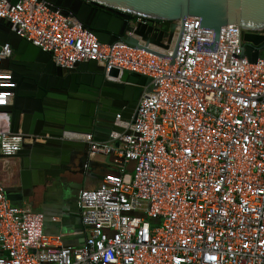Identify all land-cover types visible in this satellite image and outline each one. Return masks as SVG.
<instances>
[{
  "label": "built area",
  "instance_id": "built-area-1",
  "mask_svg": "<svg viewBox=\"0 0 264 264\" xmlns=\"http://www.w3.org/2000/svg\"><path fill=\"white\" fill-rule=\"evenodd\" d=\"M0 20L58 66L96 61L151 79L123 133L108 142L76 135L91 157L108 155L116 168L78 194L81 246L47 235L45 215L13 205L0 179V264H264V55L250 62L237 25L178 22L172 62V48L162 58L103 44L42 0H0ZM12 56L0 46V108L15 96L3 67ZM10 121L0 110L5 158L25 140Z\"/></svg>",
  "mask_w": 264,
  "mask_h": 264
},
{
  "label": "water",
  "instance_id": "water-1",
  "mask_svg": "<svg viewBox=\"0 0 264 264\" xmlns=\"http://www.w3.org/2000/svg\"><path fill=\"white\" fill-rule=\"evenodd\" d=\"M13 4L18 0H11ZM88 28L103 44L124 43L158 57L172 48L177 54L182 29L189 17L218 31L226 25L241 29L244 54L250 62L264 55V0H42ZM160 21L154 26L138 19ZM259 32V33H258ZM9 44L12 58L3 67L12 71L16 88L13 102L0 108L11 116L10 131L21 133L24 142L12 158L21 161V183L6 188L13 205L23 201L29 175H39L41 183L55 182L67 173H82L89 143L76 135H92L108 142L125 128L118 121H132L150 78L126 70L110 71L96 61L77 62L71 68L58 66L52 55L20 37L13 26L0 20V46ZM42 68L57 82L49 89L37 77L27 74L25 65ZM71 87L70 91L60 89ZM119 116V118H118ZM119 119V120H118Z\"/></svg>",
  "mask_w": 264,
  "mask_h": 264
},
{
  "label": "crops",
  "instance_id": "crops-1",
  "mask_svg": "<svg viewBox=\"0 0 264 264\" xmlns=\"http://www.w3.org/2000/svg\"><path fill=\"white\" fill-rule=\"evenodd\" d=\"M118 125L127 127V123L120 120ZM115 169L110 156L99 154L91 157L88 151L82 173H67L60 180L44 184L41 183V176L29 175L28 183L35 186L27 191L22 202H16L45 215L44 231L47 235L60 236L65 246L79 247L85 234L82 233L81 214L77 206L78 194L81 190L97 188L103 177ZM21 172L19 158H5L0 154V179L6 188L21 183Z\"/></svg>",
  "mask_w": 264,
  "mask_h": 264
},
{
  "label": "flooded vegetation",
  "instance_id": "flooded-vegetation-1",
  "mask_svg": "<svg viewBox=\"0 0 264 264\" xmlns=\"http://www.w3.org/2000/svg\"><path fill=\"white\" fill-rule=\"evenodd\" d=\"M25 71L27 74H31L33 76H36L37 77V81L39 84H46V86L48 87L49 86V89H52L54 86H56L57 82L55 80H51L50 78H47L44 70L32 63H27L25 65ZM15 82V81H14ZM16 83V82H15ZM70 88L71 87H63L60 89L62 90H65V91H70Z\"/></svg>",
  "mask_w": 264,
  "mask_h": 264
}]
</instances>
